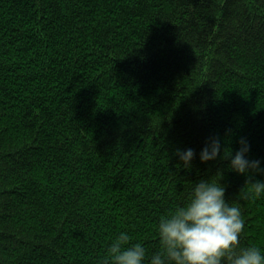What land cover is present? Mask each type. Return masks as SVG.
<instances>
[{
    "label": "trees",
    "instance_id": "16d2710c",
    "mask_svg": "<svg viewBox=\"0 0 264 264\" xmlns=\"http://www.w3.org/2000/svg\"><path fill=\"white\" fill-rule=\"evenodd\" d=\"M213 134L264 165V0H0V264H96L121 230L151 253L218 170L264 251V195L198 158Z\"/></svg>",
    "mask_w": 264,
    "mask_h": 264
},
{
    "label": "clouds",
    "instance_id": "9594fccd",
    "mask_svg": "<svg viewBox=\"0 0 264 264\" xmlns=\"http://www.w3.org/2000/svg\"><path fill=\"white\" fill-rule=\"evenodd\" d=\"M233 152L222 146L215 134L205 138L198 158L205 162L218 156L227 158L226 167L244 173L248 184L237 192L239 200H252L264 195V178H252L253 172L264 173L260 158H249L250 143L239 137ZM178 163L192 166L196 155L192 147L174 149ZM222 171L195 180L182 203L160 215L156 223L158 246L149 253L140 240L133 242L121 230L107 243L96 264H264V251L257 245H240L245 218L239 203L225 198Z\"/></svg>",
    "mask_w": 264,
    "mask_h": 264
}]
</instances>
